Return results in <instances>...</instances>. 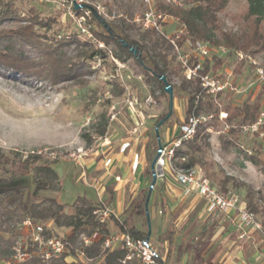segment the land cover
Listing matches in <instances>:
<instances>
[{"label":"trees","instance_id":"16d2710c","mask_svg":"<svg viewBox=\"0 0 264 264\" xmlns=\"http://www.w3.org/2000/svg\"><path fill=\"white\" fill-rule=\"evenodd\" d=\"M179 1L182 3L181 7L168 4L163 0H157L155 3L158 12L175 18L182 28L181 33L174 32L169 38L146 30L141 34V37L148 42L139 43L124 33L118 34L110 24H107L108 27H104L99 17L94 14L91 15V22L99 28V31H92V34L97 41L105 45L112 44L125 57L134 58L145 76L146 84L148 86L155 85L156 90L165 96L167 94L164 92V84L159 76H165L166 79L167 76L158 61L166 65L168 52L172 51L170 40H175L180 46L187 38L206 41L213 47L222 46L226 48L228 50L226 56L233 58L237 52L254 57L264 50V0H246L247 7L241 15L246 24V29L237 36L223 31L218 17L226 8L229 0ZM76 12L79 14L80 10H76ZM127 13L128 20H132L133 11ZM1 21H12L15 26L10 29H0V42L7 39L29 49V53L26 55L23 47L15 50L5 49L0 45V71L5 76L20 78L26 82L47 80L52 85L59 82H71L90 71L87 62L102 55L100 49L75 37L63 38L54 43L44 41L34 28L35 26L46 28L50 23L43 21L39 13L33 8L29 9L26 15L21 16L18 15L13 3L5 4L0 1ZM123 43L127 44V47H123ZM71 45L74 46L73 48L77 53L74 58L65 55ZM129 47L136 48L137 54L133 55L129 51ZM114 58L121 62L124 61L121 55H115ZM245 63V59L236 60L232 74H238ZM209 64L208 61L205 62L203 74L208 71ZM222 64V59L213 58L211 70L216 73ZM187 83L189 82H183L182 87L184 88ZM195 85L196 93L188 95L186 100L184 120H187L191 115L200 113L225 112L227 114L225 123L229 128L226 133H222L218 137L220 146L224 149L234 145L240 128L256 123L262 112L259 103L247 101L239 106L225 104L219 108L213 100H205L208 96L203 93L198 84ZM169 106L168 97V112ZM168 112L157 118L154 127L166 117ZM106 127L107 122L100 123L95 129V134L103 136ZM261 131H264V125ZM208 139L209 135L205 133L204 129L197 130L191 140L183 142L180 147L175 149L174 166L184 170L195 166L200 167L204 176L222 193L231 191L229 188H243L245 191L244 204L247 210L256 217H260L264 229V199L262 195L260 192L246 187L244 183L235 178L227 176L220 167L216 171L212 169L216 163L208 161L204 157L210 147ZM156 152L152 157L150 154L147 155L146 173L148 175L150 174V164ZM246 158L253 165L261 168L264 177V158H259L258 153L246 155ZM0 174L6 176L0 178V264L7 262L10 264H87L92 261H98L99 264H122L121 261L126 257V251L122 245H117L111 249L102 248L104 240L110 232L106 225L100 224L93 214L96 203L87 200L85 197H77L71 205L72 212L67 213L66 204L60 200L59 196L61 181L52 167L41 157L37 155L23 157L20 153L13 151L5 153L0 148ZM24 176L30 177L33 183L32 190H27L25 187L13 183ZM46 191H56V194L47 196L43 194ZM147 194L148 192L137 205L130 207L129 214L123 221L113 219L118 234L128 235L133 239L149 243L145 216ZM134 218L141 219L142 224L137 226L134 223ZM27 219L35 225H47L49 223L57 228L69 229L70 234L61 239L67 244V251L59 258L46 260L39 254L37 246L28 241L22 248L28 255L27 258L21 262L14 261V247L21 235L18 225ZM43 234L45 238L54 236L50 229H46ZM82 237L90 239L91 243L84 246L81 242ZM77 251L82 253L83 259L78 258ZM155 262L156 264H165L157 257H155ZM124 264L142 263L131 258Z\"/></svg>","mask_w":264,"mask_h":264},{"label":"rangeland","instance_id":"374dc122","mask_svg":"<svg viewBox=\"0 0 264 264\" xmlns=\"http://www.w3.org/2000/svg\"><path fill=\"white\" fill-rule=\"evenodd\" d=\"M0 1L5 4L13 3L18 15L21 16L26 15L29 9H35L43 21L50 23L46 28L37 26L34 28L44 41L54 43L63 38L75 37L100 49L96 42H91L86 36H80L77 27L66 16L65 11L56 5L41 0ZM84 2L92 7L107 24L113 26L118 34L124 33L139 43L148 42L141 37L145 30L139 23L134 22L137 15L142 17L144 14V6L139 0H84ZM156 2L157 0H155ZM246 7V0L228 1L226 8L218 15L223 31L237 36L246 29V24L241 18ZM132 11V20H128L127 12ZM88 25L91 33L99 31V28L91 20ZM14 26L15 23L12 21L0 22V29H10ZM178 28L180 25L177 21L169 20L164 27L166 36H171ZM0 45L5 49L15 50L23 47L24 53L26 55L29 53L27 47L7 39L2 40ZM73 47L71 45L67 49L66 57L77 56ZM100 50L102 55L87 62L90 71L71 82H59L55 85L47 80L26 82L20 78L5 76L0 71V148L5 153L13 151L20 153L23 157L37 155L46 161L61 181L59 196L60 200L66 204L67 213L72 212L71 196L76 190L82 188V182H75L79 173L82 172L78 165L85 161L90 154L103 147L97 146L94 152H88L81 159H73V156H77L79 151H87L101 137L95 134L97 125L107 122L104 135H108L110 139L113 133L120 132L115 128L117 123L128 122V117L125 114L129 108L127 101L134 102L136 100V113H140L145 120H153L149 124V139L153 146L150 153V157H152L157 151L154 123L158 117L168 112V96L162 95L160 91L156 90L155 85L148 86L146 84L145 76L134 58L125 57L112 44H104ZM115 55H121L124 61L115 59ZM220 59L223 60V64L216 73L222 79H229L233 88L237 89V92L224 93L217 97L216 101L220 107L225 104L239 106L245 101L257 102L261 105V111L264 112V86L254 84V68L246 62L238 74H232L235 58L225 55ZM253 59L264 68V50ZM158 63L165 70L167 81L173 88L172 113L167 121L159 127L160 132V130L172 128L175 123L179 126L184 121L186 100L188 95L196 93V85L187 83L184 88L182 87V83L185 81L172 51L168 52L166 65L160 61ZM153 90L154 92H152ZM147 97H151L153 102L151 105L145 104L144 101ZM205 100L213 99L207 97ZM112 115H115L113 119ZM177 115L181 117V120H178ZM212 125L213 131L208 133L210 147L204 154L206 160L216 163L212 169L216 171L220 167L227 176H231L244 183L246 187L260 192L264 199V177L261 168L253 165L246 158V155L254 153H258L259 158H264V137L260 138L257 134L246 135L240 129L235 144L224 149L220 146L218 137L220 134L226 133L225 125L218 120L214 121ZM164 141L165 139L160 138L161 144ZM5 177L0 174V178ZM13 183L21 185L27 190L33 188L29 176L21 177ZM229 190L235 192L240 201L244 203L245 191L243 188H229ZM43 194L53 196L56 191H46ZM93 202L96 203V196H94ZM257 219L261 222L259 216ZM47 226L52 235L58 239L66 238L70 234L69 229L57 228L49 223ZM115 234L118 233L109 235ZM87 264L99 263L92 261Z\"/></svg>","mask_w":264,"mask_h":264},{"label":"crops","instance_id":"0c3cea01","mask_svg":"<svg viewBox=\"0 0 264 264\" xmlns=\"http://www.w3.org/2000/svg\"><path fill=\"white\" fill-rule=\"evenodd\" d=\"M125 114L128 122L117 123L115 128L120 132L110 136V144L78 165L82 172L75 182H82V188L70 198V205L77 197L93 202L96 195L90 184L99 180L104 205L116 215L106 223L110 233H117L113 219L123 221L130 207L149 193L151 184L146 169L147 155L153 149L149 139V124L153 120L134 114L131 107ZM179 126L175 123L172 128L160 130V138L165 139L162 145L177 137ZM147 208L151 225L149 244L165 264H264V240L260 233L248 231L242 237L231 222L233 212L220 213L195 193L186 192L170 171L165 178L156 180ZM141 222L134 218L137 226Z\"/></svg>","mask_w":264,"mask_h":264},{"label":"built area","instance_id":"2783aa9c","mask_svg":"<svg viewBox=\"0 0 264 264\" xmlns=\"http://www.w3.org/2000/svg\"><path fill=\"white\" fill-rule=\"evenodd\" d=\"M41 1L56 5L58 8L64 10L66 16L77 27L80 36H86L91 42H96L100 49L104 47V44L97 41L89 29L88 22L91 20V11L88 9H80V13L78 14L74 9V3L85 4L84 0ZM139 1L144 6V14L142 17L137 15L134 22L139 23L141 28L145 31L150 30L169 38L170 36L168 37L165 34V24L168 23L169 20H177L171 16L158 12L155 8V0ZM163 1L174 6H182V3L179 0ZM175 32L181 33L182 28L180 27L176 29ZM170 44L183 79L189 83L198 84L203 93L206 96L211 97L219 108L220 105L216 101L218 95L237 92V89L233 88L229 79H222L217 73H214L211 70L212 59H220L221 56L227 55L228 50L226 48L222 46L213 47L209 42L192 40L189 38L185 39L181 46L178 45L175 40H170ZM235 59L238 61L245 59L246 62L254 68V84L264 86V68L260 64H257L253 57L237 52L235 53ZM206 61L210 63L209 69L203 74L202 71ZM144 102L146 105H151L153 103L151 97H147ZM127 104L134 110V114H136L135 108L137 106V101H127ZM113 109L114 108L112 107V110ZM114 117L115 115H112L111 118L113 119ZM226 117L227 114L223 111H219L218 113L206 112L191 115L187 120L181 122L179 126V136L173 139L169 144L163 145L160 156L156 160L157 179L165 178L166 174L170 171L173 174L176 183L186 192L195 193L200 199L217 209L220 213L229 214L230 212H233L234 217L231 222L234 227L241 231L242 237H244L248 231H256L262 235L264 240V229L261 222L254 214L247 210L245 204L240 201L235 192L228 191L222 193L218 191L217 188L204 176L202 169L198 166L186 170L174 166L173 156L176 148L180 147L183 142L191 140L199 129H204L205 133H212V124L216 120L223 122L225 125L224 129L227 131L229 126L225 123ZM263 125L264 112H261L256 123L250 126H243L240 129L241 132L246 135L258 134L260 138H263L264 132L261 131ZM109 144L110 139L108 135H103L99 137L96 143L87 151H79L77 156H73V159H81L82 156L87 155L88 152H94L97 146H105ZM248 153L250 154V152ZM90 187L94 190L96 195V206L93 214L97 217L100 224L106 225L108 220L112 217L115 218L116 215L111 209L104 205L102 200V183L96 179L90 184ZM47 225H35L29 219L18 225L21 235L14 247V261L21 262L27 258L28 255L22 250V248L28 241L37 246L39 254L46 260L50 258H59L67 251V244L56 236L45 238L43 233L46 229H49ZM24 231H26V234H24ZM81 242L84 246H88L91 243V240L82 237ZM117 245H122L126 251V257L121 261L122 264L131 258L139 260L142 264H156V254L147 242L133 239L128 235L115 234L112 236L109 235L105 238L102 248L111 249ZM77 256L79 259H83V255L79 251H77ZM6 264L10 263L7 262Z\"/></svg>","mask_w":264,"mask_h":264},{"label":"water","instance_id":"95a60500","mask_svg":"<svg viewBox=\"0 0 264 264\" xmlns=\"http://www.w3.org/2000/svg\"><path fill=\"white\" fill-rule=\"evenodd\" d=\"M74 9L75 10H80V9H88L91 11L92 14L96 15L97 17H99L101 23L103 24L104 27H108L107 23L102 19V17L100 18V15L89 5L86 4H76L74 3ZM123 47H127V44L123 43L122 44ZM129 51L133 54L136 55L137 54V49L134 47H129ZM159 79L162 81V83L164 84V92L168 95L169 97V112L166 115V117L162 120H160L158 122V124L154 127V134H155V138L157 140V152L155 157L153 158L151 164H150V175H151V184L149 187V193L146 197V201H145V216L147 219V230H148V237L150 236V232H151V225H150V220H149V214H148V201H149V197H150V193L156 183L157 180V175H156V160L158 159V157L160 156V152L162 150V144L160 142V135H159V127L163 124V122L165 120H167L172 113V104H173V88L172 86L168 83L167 79L165 76H159Z\"/></svg>","mask_w":264,"mask_h":264}]
</instances>
